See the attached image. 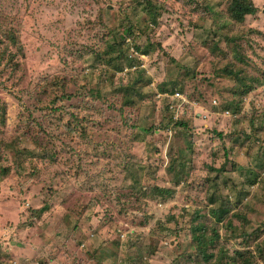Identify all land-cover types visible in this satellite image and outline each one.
<instances>
[{
	"label": "rangeland",
	"instance_id": "1",
	"mask_svg": "<svg viewBox=\"0 0 264 264\" xmlns=\"http://www.w3.org/2000/svg\"><path fill=\"white\" fill-rule=\"evenodd\" d=\"M228 1L0 0V262L264 264V0ZM217 26L256 63L215 72Z\"/></svg>",
	"mask_w": 264,
	"mask_h": 264
},
{
	"label": "trees",
	"instance_id": "2",
	"mask_svg": "<svg viewBox=\"0 0 264 264\" xmlns=\"http://www.w3.org/2000/svg\"><path fill=\"white\" fill-rule=\"evenodd\" d=\"M203 6L205 8V11H208V8H207L208 6L206 5V3H203ZM144 7L147 8L149 10V12H151L153 14L152 17L154 18V13H155L154 9L156 8V6L151 4L150 2H147ZM256 11H257V7L254 5V3L251 0H229L227 6L222 11V14L225 15L226 17H228L232 21V23H233L232 25H236V26H239V27H242L243 29H245V26H246L245 22H246L247 16L253 15ZM153 18H152V20H153ZM221 28L222 27L217 26L216 28H214V31L212 32L211 36H206L203 39L199 38L197 40V41H200L199 45H201L203 49H206L208 54L210 55L211 61L213 63V70H215V72L221 71L224 74L231 75V74H234L232 71L235 70V67L238 64L247 65L250 62L256 63V61H257L256 57H254V60H253L251 57L248 56V54H246L248 51L247 48L252 49V48L256 47L253 44V42L249 41L248 39H245L241 35H234V36L229 37L228 35L220 34V33H218V31ZM221 40L224 42L225 48H221V46L219 45ZM241 40H243L244 44H245V48L242 50H240L241 45L239 44V42ZM154 45H156L158 47V49H162L161 44L159 42H156ZM149 46L150 45H148L146 48H143L142 50H141L140 46H138V47L135 46V48H136L138 53H144L146 55L148 53V48H149V50L151 49ZM171 59L174 60V58H172V57H171ZM130 61L133 63V66L137 63L136 58L130 59ZM178 61H182V60H178ZM197 61H199L198 58L193 55V57L191 58L192 64L196 63ZM263 63H264V60L260 63V65H262ZM194 68H195V66L190 71V76H194V73H196L197 69L195 71ZM135 69H136V67H135ZM136 72H137V79L133 82L134 91H136L135 89H136V87H138V83L143 82V79L141 77H138V76L140 74L145 75V70L136 69ZM59 82L60 81L54 82V87L56 85L61 86L63 84V83L61 84ZM172 82H173V84H171V86H173V87H171V89L167 88L165 85H161L158 87V90L163 94L162 99L165 100L166 102H168L167 106L169 107L170 110H172V107H173L171 104L180 100L179 98H171V96L175 92L182 90L180 80L176 79V80H173ZM248 89H249V87H248ZM243 91H244L243 95L247 93V90L244 89ZM164 92H168L169 94L165 95ZM127 103L128 102H126V104ZM3 107H5V104H3ZM166 109H167V107H166ZM170 114H171V112H170ZM171 116H172V114H171ZM196 117L197 116L193 117V121ZM173 123L176 126H184L183 123L178 122V121L173 122ZM218 135L221 136V132H219ZM8 172H9L8 168H4V169L0 168V174L4 175V174H8ZM254 176H257V174H254ZM253 183L254 182H252V181L250 182V184H253ZM176 184H178V183L176 182ZM177 187H178V185L174 186L173 189H176ZM168 191H171V192L168 193ZM163 192H166V195L168 194L166 197H172L173 196V190H171L169 188H159V187L153 188L151 190L150 194L154 199L155 198L158 199L159 196H161L163 194ZM143 194L144 193H139V195H136V197L141 198V197H143ZM29 210L31 212H33V215L35 218H38L41 215V213L43 212L44 208H41L38 211H33V208H32V210L31 209H29ZM227 213H228L227 208H220V209H218V211H216L215 213H212V214L214 215V217L216 218L217 221H222L226 217ZM31 215L32 214H30V217H31ZM34 217H33V219H34ZM143 221H144L143 225H146L148 223L147 220H143ZM31 224H32V222H30V225ZM17 227L15 230H17ZM202 230H204V226L194 227L192 229L193 236H195V234H197L198 232H200ZM46 232L49 233L48 231H46ZM190 233H191V231H190ZM48 236L49 235L47 234V239H49ZM52 236L54 237V235H52ZM195 238H199V236H196ZM79 243L80 242H78V244ZM127 244H128V241H127ZM92 255H94V254H92ZM203 258H204V264H205L206 262L211 261L212 255H206L204 253ZM120 260H121L120 264H124V262L126 261L125 259H121V258H120ZM149 261H151V260H148V264H150ZM220 261L221 260H219L218 264H220ZM227 261L229 262V264L232 263L231 260H227ZM128 262L130 264H132V261L129 260ZM0 264H3V263L0 262ZM77 264H81V261H79Z\"/></svg>",
	"mask_w": 264,
	"mask_h": 264
},
{
	"label": "clouds",
	"instance_id": "3",
	"mask_svg": "<svg viewBox=\"0 0 264 264\" xmlns=\"http://www.w3.org/2000/svg\"><path fill=\"white\" fill-rule=\"evenodd\" d=\"M175 93H177V92H175ZM175 93L171 96V98H176V97H174ZM178 98H182V97H178Z\"/></svg>",
	"mask_w": 264,
	"mask_h": 264
},
{
	"label": "crops",
	"instance_id": "4",
	"mask_svg": "<svg viewBox=\"0 0 264 264\" xmlns=\"http://www.w3.org/2000/svg\"><path fill=\"white\" fill-rule=\"evenodd\" d=\"M16 263H17V264H20V263H21V261H16Z\"/></svg>",
	"mask_w": 264,
	"mask_h": 264
},
{
	"label": "built area",
	"instance_id": "5",
	"mask_svg": "<svg viewBox=\"0 0 264 264\" xmlns=\"http://www.w3.org/2000/svg\"><path fill=\"white\" fill-rule=\"evenodd\" d=\"M174 97L178 98V96L174 95Z\"/></svg>",
	"mask_w": 264,
	"mask_h": 264
}]
</instances>
